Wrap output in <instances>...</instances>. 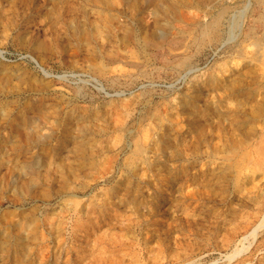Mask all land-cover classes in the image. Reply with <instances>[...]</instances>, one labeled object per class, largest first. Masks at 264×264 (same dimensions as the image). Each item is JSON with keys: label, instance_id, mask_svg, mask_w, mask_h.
Instances as JSON below:
<instances>
[{"label": "rangeland", "instance_id": "1", "mask_svg": "<svg viewBox=\"0 0 264 264\" xmlns=\"http://www.w3.org/2000/svg\"><path fill=\"white\" fill-rule=\"evenodd\" d=\"M0 264H264V0H0Z\"/></svg>", "mask_w": 264, "mask_h": 264}, {"label": "bare ground", "instance_id": "2", "mask_svg": "<svg viewBox=\"0 0 264 264\" xmlns=\"http://www.w3.org/2000/svg\"><path fill=\"white\" fill-rule=\"evenodd\" d=\"M167 10V9H166ZM218 15H220V14H218ZM220 17H221V15H220ZM222 18V17H221ZM216 20V19H215ZM217 21V20H216ZM219 21V20H218ZM213 23V22H212ZM219 24V23H218ZM216 25H217V22H216ZM214 26V25H213ZM210 27H212V26H210ZM214 28V27H213ZM158 40V39H157ZM173 60V59H172ZM186 60V59H185ZM160 143H162V140L161 141H159ZM243 145L241 144V142H236L235 140H228V142L226 143V147H225V149H224V152L228 155V156H230V157H233L241 148L243 149V147H242ZM207 151H206V153H208L209 155H211V154H218V151L217 150H215V148H210V147H207V149H206ZM135 151V150H134ZM136 153L138 154V155H140L141 156V160H142V162H143V164L145 165H147L149 168H152L153 167V163H152V161L149 159V157H147L146 156V151H145V149H144V147L142 148V147H140L139 145L136 147ZM205 156V155H204ZM223 157H225L224 155H222ZM199 157V156H198ZM208 157V156H207ZM214 157V156H213ZM227 157V156H226ZM212 158V157H211ZM216 158V157H215ZM225 159H227V158H225ZM133 170H136V169H133ZM130 174H131V176L132 177H138V175L137 174H133V173H131V172H129ZM144 177V175L141 173V174H139V179L140 180H142L141 182H143V178ZM150 195H149V198H151L152 196H154L153 194H151V193H149ZM197 194H196V192H194V191H190V193L187 195V197H189L190 199H192L193 197H195ZM148 203H147V205H148V210H149V212H150V217H148V218H146V220L143 222V221H140L139 223H136V224H134L133 225V227H134V229H137V230H143L144 229V227L145 226H147V229L149 228V226L150 227H152V230L150 231V233H151V236H153L154 238H155V240L153 241V242H151L152 240H149V237L148 236H145V238L142 240V239H139V238H134L133 237V246H148V245H151V244H153V246H161V245H164V244H166V243H169L170 242V240L172 239V234L171 233H174V232H177L178 231V229L176 228V226L174 225H169V226H167V228H166V230L165 231H160L159 230V223L158 222H156V220H155V215L156 214H153L151 211H152V209L154 208L153 206H155V205H157V203L155 202L154 203V201H152L151 199L150 200H148L147 201ZM158 202H161L160 200H158ZM98 204V203H97ZM96 204V205H97ZM100 207V206H99ZM98 207V208H99ZM97 209V208H96ZM71 210H73V209H71ZM81 211V210H80ZM76 213H78V212H76ZM87 213V212H86ZM90 213V212H89ZM74 214V213H73ZM79 214H80V212H79ZM77 216V215H76ZM78 217V216H77ZM86 218V217H85ZM77 219V218H76ZM81 219H82V217H81ZM78 220V219H77ZM79 221H81V220H79ZM75 222V221H74ZM77 222V221H76ZM83 223V222H82ZM145 223V224H144ZM100 224V223H99ZM77 225H78V223H77ZM76 225V226H77ZM83 225H84V223H83ZM114 225V224H113ZM177 225H179V224H177ZM73 227H74V224H73ZM86 229H88V228H86ZM108 230V232L110 231V232H112V230H111V227H109V228H107ZM79 231V230H78ZM104 232V231H103ZM135 232H136V230H135ZM89 233V232H88ZM138 233V232H137ZM106 234V233H105ZM45 235V234H44ZM87 235V234H86ZM132 236H134V235H132ZM108 237V236H107ZM112 237V236H111ZM106 238V237H105ZM116 238V237H115ZM111 240L113 239V238H110ZM106 240V239H105ZM120 240V239H119ZM128 243V242H127ZM62 244V243H61ZM118 244H120V246H129L128 244H125V243H123V242H120V241H118V239L117 240H115V239H113L112 241H111V243H110V245L111 246H117ZM109 245V244H108ZM98 246V245H97ZM131 246V245H130ZM94 247H96V245L94 246ZM93 246H92V249L94 248ZM58 248V247H57ZM102 248V247H101ZM104 249H107V248H104ZM116 249V248H115ZM115 249H113V250H115ZM102 250V249H101ZM242 250L243 249H240V250H237V251H235V253L232 255L231 254V256L229 255V259H232V258H234L235 256H238L241 252H242ZM49 251V250H48ZM57 251V250H56ZM107 251V250H106ZM109 251V250H108ZM100 254V253H99ZM102 254V253H101ZM105 255V254H104ZM104 257V256H103ZM102 257V258H103ZM194 262V261H193Z\"/></svg>", "mask_w": 264, "mask_h": 264}]
</instances>
